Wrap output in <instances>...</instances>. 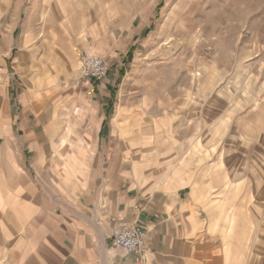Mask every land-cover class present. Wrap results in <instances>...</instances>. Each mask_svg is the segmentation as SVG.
<instances>
[{
	"label": "crops",
	"instance_id": "0c3cea01",
	"mask_svg": "<svg viewBox=\"0 0 264 264\" xmlns=\"http://www.w3.org/2000/svg\"><path fill=\"white\" fill-rule=\"evenodd\" d=\"M89 1L0 0V264H264L247 225L260 201L229 146L219 153L218 88L194 103L182 88L137 94L115 44L106 77L74 85L80 50H107L89 36L117 28ZM51 6L59 24L33 41ZM152 27L132 32L128 62ZM135 223L148 231L141 262L111 240Z\"/></svg>",
	"mask_w": 264,
	"mask_h": 264
},
{
	"label": "rangeland",
	"instance_id": "374dc122",
	"mask_svg": "<svg viewBox=\"0 0 264 264\" xmlns=\"http://www.w3.org/2000/svg\"><path fill=\"white\" fill-rule=\"evenodd\" d=\"M88 4L98 6L99 20L103 24L112 30L117 28L114 33L89 36L90 41L107 48L105 53L89 45L84 48L108 61L110 58L104 54L113 53L117 46V58L126 63L125 76L134 84L137 94L142 91L150 97L157 95L162 99L163 91L176 92L182 88L194 103L199 91L205 93L218 88V131L224 134L220 139L219 153L226 154V146H229V155H234L236 182L244 174L249 176L251 196L253 200L260 201H253L254 206L258 203V209L248 224L244 210L240 211L234 230L241 232L243 226L249 225L252 240L263 239L262 248L264 0H95ZM46 12L42 22L36 24L48 29L31 34L33 41L40 42L49 37V27L59 24L53 6ZM84 12L86 23H89V15L94 10L86 9ZM152 25L148 35L142 34L136 40L133 59L128 62L126 52L131 45L124 51L122 47L128 43L134 30ZM2 36L0 42L3 41ZM9 75L10 87L16 89L19 85L18 67L11 68ZM113 75L111 73L109 77ZM127 88L130 89L129 86ZM194 113L190 108L191 121ZM253 244L252 251L257 250L258 244L256 249Z\"/></svg>",
	"mask_w": 264,
	"mask_h": 264
},
{
	"label": "built area",
	"instance_id": "2783aa9c",
	"mask_svg": "<svg viewBox=\"0 0 264 264\" xmlns=\"http://www.w3.org/2000/svg\"><path fill=\"white\" fill-rule=\"evenodd\" d=\"M79 63L78 74L73 81L76 86L84 80L102 81L109 71L106 58L88 48L81 51ZM147 236V229L139 223L129 226L115 224L111 231L113 246L120 248L127 255L134 254L137 262L142 261V250L146 245Z\"/></svg>",
	"mask_w": 264,
	"mask_h": 264
}]
</instances>
